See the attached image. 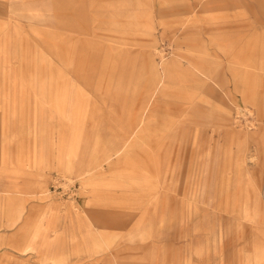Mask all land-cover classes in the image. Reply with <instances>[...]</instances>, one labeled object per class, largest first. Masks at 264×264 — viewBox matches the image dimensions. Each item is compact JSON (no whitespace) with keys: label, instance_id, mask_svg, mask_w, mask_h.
<instances>
[{"label":"rangeland","instance_id":"1","mask_svg":"<svg viewBox=\"0 0 264 264\" xmlns=\"http://www.w3.org/2000/svg\"><path fill=\"white\" fill-rule=\"evenodd\" d=\"M0 264H264V0H0Z\"/></svg>","mask_w":264,"mask_h":264},{"label":"built area","instance_id":"2","mask_svg":"<svg viewBox=\"0 0 264 264\" xmlns=\"http://www.w3.org/2000/svg\"><path fill=\"white\" fill-rule=\"evenodd\" d=\"M63 185L70 186V184H69V182L67 180H65L63 178H57V179L54 180L53 185H52V188L54 190H57L58 188H61L62 191H63L65 189L63 187ZM66 189H67V191H70L71 190L70 187H68Z\"/></svg>","mask_w":264,"mask_h":264}]
</instances>
